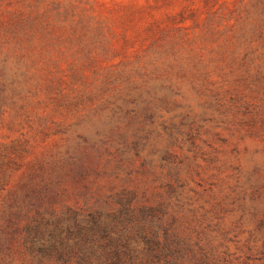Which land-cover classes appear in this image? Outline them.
<instances>
[{"label": "trees", "instance_id": "16d2710c", "mask_svg": "<svg viewBox=\"0 0 264 264\" xmlns=\"http://www.w3.org/2000/svg\"><path fill=\"white\" fill-rule=\"evenodd\" d=\"M246 4L231 26L211 12L179 26L185 7L132 33L86 24L75 6H0V125L10 132L0 191L12 165L49 139L73 166L41 162L0 201V264L216 262L191 255L185 236L201 167H133L131 158L187 146L219 155L212 137L264 133V0Z\"/></svg>", "mask_w": 264, "mask_h": 264}, {"label": "rangeland", "instance_id": "374dc122", "mask_svg": "<svg viewBox=\"0 0 264 264\" xmlns=\"http://www.w3.org/2000/svg\"><path fill=\"white\" fill-rule=\"evenodd\" d=\"M25 0L0 1V6H22ZM33 6H75L82 14L84 23L104 27L115 26L134 30H143L152 22L164 21L170 15H177L185 7L193 8L188 12L189 19L179 26L192 27L193 20L203 23L209 14H217L222 28L233 25L236 21L230 18L238 13L240 6H247L249 0H31ZM206 6H212L207 9ZM209 11V12H208ZM211 12V13H210ZM197 22V23H198ZM136 39L133 36L131 43ZM142 51V50H141ZM140 51V52H141ZM128 55H133L132 49ZM222 138L229 133L218 129ZM10 132L0 125V142H5ZM215 146L221 149L219 155H204L199 150L190 151L175 148L170 153L158 151L151 155L143 154L141 158L132 157L133 167H184L195 170L201 167L200 176H196L188 189L203 193L196 202L191 199L192 209L199 225L193 232L195 224H190L185 236L190 239V254L198 253L215 255L216 262L210 264H264V240L257 239L264 234V133L249 136L236 135L225 144L221 139L212 137ZM197 144L201 141L197 140ZM189 144V143H188ZM62 146L59 138L49 139L26 153L16 165L11 179L6 181L4 190L0 191V201L8 192L15 190L33 172L41 162L56 159L62 167H73L69 164L68 155H58ZM237 147V152L234 151ZM84 157L76 156V160ZM240 171V172H238ZM249 176L259 178L254 186L248 187ZM188 191L189 196L196 195ZM228 197V198H226ZM243 205L246 212L240 208ZM245 214L253 217L251 222L238 223ZM191 218V215H188ZM219 224V225H218ZM260 231L261 233H257ZM263 242V243H262ZM263 244V246H262ZM248 247H251L248 251ZM262 249V251H261ZM203 250V251H202Z\"/></svg>", "mask_w": 264, "mask_h": 264}]
</instances>
